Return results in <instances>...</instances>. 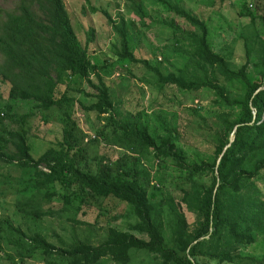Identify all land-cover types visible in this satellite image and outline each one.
I'll use <instances>...</instances> for the list:
<instances>
[{"label": "trees", "instance_id": "obj_1", "mask_svg": "<svg viewBox=\"0 0 264 264\" xmlns=\"http://www.w3.org/2000/svg\"><path fill=\"white\" fill-rule=\"evenodd\" d=\"M150 1L173 16L169 20H160L171 29V42L165 49L172 45L184 61L190 54V63L185 62L175 71L162 74L158 67L150 65L149 60L137 58L130 51L127 19L130 14L135 15L145 27L147 12L142 6L143 0H129L125 7L127 15L118 12L113 19L105 12L112 32L119 36L118 57L122 64L125 63L127 71L131 72L133 64H144L153 73V80H149L152 86L161 88L170 84L187 90L208 87L224 103L238 109L234 118L224 120L218 116L223 123V133L215 139L211 160L199 163L185 162L182 151L174 142L178 138L175 129L168 128L165 134L157 137L147 132L145 125L137 120L129 119L120 125L117 141L121 145L141 156L149 153L162 159L169 158L179 169L186 170L187 179L209 175L208 185L184 191L182 195L185 209L194 215L193 226L189 228L183 211L155 185L148 193L137 178L119 166L110 163L102 167L99 164L90 166L74 150L76 145L68 139L71 133L66 130L67 126L61 129V140L37 158L30 154L24 129L6 131L15 151L9 154L0 150V160L18 168L33 169V178L18 191L15 203L22 214V222L15 225L8 218L0 217V243L3 241L19 260L13 264H20L36 252L47 264H95L106 256L130 264L135 257L134 254L131 256V250L148 251L153 264H234L240 259L241 251L254 243L257 234L264 230V23L259 29L255 28V32L250 30V35L257 33L260 38L258 62L248 44L245 62L234 68L226 56L214 52L206 20L193 8L180 1ZM244 1V15L253 23L257 17L263 20L264 14L256 12L259 9L264 12V0ZM33 5L41 11V18L32 10ZM86 36L82 44L72 28L63 0H20L15 10L7 11L0 20L3 58L0 82L10 85L5 109L1 111L4 117L14 123L26 122L32 112L16 115L14 105L19 101H33V107L39 110L65 109L69 103L76 102L75 97L68 94L69 90L84 93L83 89L73 88V78L85 80L94 89V94L84 93L94 101L84 106L79 100L86 113H110L114 108L109 87L102 79L101 64L94 62L91 56L95 51L90 52L88 48L93 42L91 30ZM250 59L255 60L256 65L252 73L247 67ZM91 73L97 83L92 81ZM218 75L227 83L237 82L239 95L231 101L225 98V86L218 82ZM59 84L66 86L57 96L55 91ZM63 113L66 119L67 110ZM232 132L233 139L229 141ZM41 164L47 171L39 169ZM66 191L70 192L65 194ZM87 197L128 204L137 219L127 230L108 227L106 239L98 245L67 242L61 238L60 246L50 242L43 226L53 209L50 203H59V210L63 212L72 199L86 204ZM1 254L11 257L7 251ZM53 256L58 257L57 262L50 261Z\"/></svg>", "mask_w": 264, "mask_h": 264}, {"label": "rangeland", "instance_id": "obj_2", "mask_svg": "<svg viewBox=\"0 0 264 264\" xmlns=\"http://www.w3.org/2000/svg\"><path fill=\"white\" fill-rule=\"evenodd\" d=\"M63 1L72 28L82 44L87 37V31L92 32L93 42L88 48L90 52L95 51L91 55L93 61L101 64L102 79L109 87L115 110L100 115L96 112L86 113L80 104L87 106L94 101L90 95H84V93L94 94V89L85 80L73 78L71 81L73 88L84 90V93L69 90L68 94L75 97L76 102L69 103L65 109L51 107L48 110H39L33 107L35 104L33 101H19L14 105L15 114L31 111L32 115L26 120L24 117L26 121L24 124L14 123L1 113L5 109L10 85L7 82H0V150L9 154L14 153L12 139L6 131L24 129L30 145V154L33 158H37L45 149L61 140V129L67 126L66 130L71 133L68 139L76 145L74 150H77L78 156H83L90 166L97 167L99 164L102 167L101 165L105 163L119 166L128 171L131 177L137 178L148 193L155 185L162 194L170 196L177 207L183 211L191 228L194 215L185 209V203L182 202L183 192L208 185L209 175L187 179L184 172L186 170L179 169L169 158L162 159L149 153L141 156L135 150L121 145L117 141V133L121 132L120 125L125 124L129 119L137 120L145 125L147 132L157 137L165 134L168 128L175 129L178 138L174 142L182 151L185 162L199 163L201 160H211L213 147L216 144L215 139L223 133V123L218 116H222L224 120L234 118L238 109L224 103L215 91L208 87L187 90L170 84H164L161 88L152 86L149 80H153V73L144 64L131 65L129 73L125 63L122 64L118 57L119 36L112 32L105 14L106 12L113 19L117 17L118 12L127 15L125 7L129 0ZM169 1H180L186 7L193 8L195 13L206 20L209 42L214 52L226 56L232 67L238 68L245 62L248 44L250 52L255 54L258 62V55L261 53L258 42L260 38L257 33L250 35V30L255 32V28L259 29L264 23V18L262 20L257 17L254 23L251 22L250 18L244 15L246 12L244 0ZM19 2L20 0H0V20L4 19L7 11L15 10ZM142 6L147 12L144 18L145 27L140 25V20L135 15L130 14L131 17L127 19L130 51L137 58L149 60L150 65L158 67L162 74L175 71L185 62L190 63V54L184 61L179 51L174 50L172 45L165 49V46L171 42V29L163 25L160 20L172 19V14L162 10L161 6L153 5L150 0H143ZM32 10L39 18L43 16L36 5L32 6ZM256 13L264 14L262 9ZM175 19L186 25L183 20L177 17ZM251 56L249 54V58ZM2 61L0 53V64ZM255 66V60L250 59L247 65L250 73L255 70ZM188 68L190 69L189 66ZM90 76L92 81L97 83L92 73ZM218 76V82L225 86V98L231 101L239 95L237 82L227 83L222 76ZM65 86V84H59L55 95L59 96ZM63 110H67L66 119H64ZM38 167L45 169L43 164ZM32 178V168H18L0 160V217L8 218L15 225L22 222V214L16 209L15 203L19 197L18 191L25 186L26 181ZM69 192L66 191L65 194ZM113 201L115 200L101 201L94 197H87L86 204H82L72 199L63 212L59 210V203H50L53 209L43 221L48 240L56 246L61 245L60 238L67 242L83 241L98 245L106 239L108 227L127 230L128 225L133 224L137 218L128 204H118ZM100 206L104 208L100 209ZM100 213L104 216H98ZM114 216L117 218L114 219ZM4 251L10 253L11 257H2L1 253ZM130 254L135 255L130 264H153L152 257L146 250H131ZM241 254L240 259L234 264H264V230L257 234L256 241L245 247ZM50 261L57 262L58 257L53 256ZM14 262L19 260L2 241L0 264ZM20 264L47 263L41 254L36 252ZM95 264L124 263L106 256Z\"/></svg>", "mask_w": 264, "mask_h": 264}, {"label": "water", "instance_id": "obj_3", "mask_svg": "<svg viewBox=\"0 0 264 264\" xmlns=\"http://www.w3.org/2000/svg\"><path fill=\"white\" fill-rule=\"evenodd\" d=\"M263 118H264V113H263ZM234 130H235V129H234ZM232 139H233V132L231 133V136H230L229 141H232Z\"/></svg>", "mask_w": 264, "mask_h": 264}, {"label": "clouds", "instance_id": "obj_4", "mask_svg": "<svg viewBox=\"0 0 264 264\" xmlns=\"http://www.w3.org/2000/svg\"><path fill=\"white\" fill-rule=\"evenodd\" d=\"M45 168V167H44ZM43 169V168H42ZM43 170H45V171H47V168H45V169H43Z\"/></svg>", "mask_w": 264, "mask_h": 264}]
</instances>
